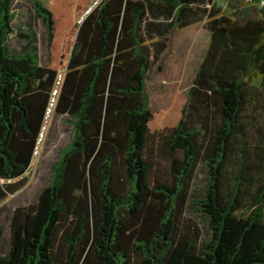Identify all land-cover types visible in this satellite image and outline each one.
Instances as JSON below:
<instances>
[{
	"label": "trees",
	"instance_id": "16d2710c",
	"mask_svg": "<svg viewBox=\"0 0 264 264\" xmlns=\"http://www.w3.org/2000/svg\"><path fill=\"white\" fill-rule=\"evenodd\" d=\"M91 1L33 0L44 66L0 0V180L30 167L60 72L53 116L72 130L35 204L12 212L0 264H264V18L209 12L182 118L152 131L146 80L167 39L147 41L202 21L211 0H103L78 23ZM200 163L204 227L184 224Z\"/></svg>",
	"mask_w": 264,
	"mask_h": 264
},
{
	"label": "rangeland",
	"instance_id": "374dc122",
	"mask_svg": "<svg viewBox=\"0 0 264 264\" xmlns=\"http://www.w3.org/2000/svg\"><path fill=\"white\" fill-rule=\"evenodd\" d=\"M54 0H45L47 8ZM91 1L77 18V21L88 10ZM238 7V11L232 9ZM222 7L231 19L260 18L261 13L255 6L242 5L237 0L223 1ZM247 7V8H245ZM13 10L15 19L13 27L16 32H26L32 27L37 34V47L40 63L48 64L46 44V27L36 16L33 0H14ZM189 32V33H188ZM188 36L197 40L190 53ZM178 39V40H177ZM208 33L203 24H197L185 32H176L169 39V47L158 62L151 68L146 80V91L149 98V108L152 113V131L161 130L175 125L182 118V111L187 103V91L192 84L196 69L197 56L201 55L207 44ZM26 41L17 35L9 40L12 52L23 50ZM256 85L259 81L254 82ZM72 139V130L68 119L54 115L44 133V137L37 146V153L25 174L17 179L0 180V187L7 188V194L0 200V254H5L9 241V221L12 212L17 207H26L35 204L40 191L48 185L52 173V165L60 158V151ZM206 186V168L200 163L196 169L191 187V198L184 215V224L204 227L206 220L198 207L192 204Z\"/></svg>",
	"mask_w": 264,
	"mask_h": 264
},
{
	"label": "built area",
	"instance_id": "2783aa9c",
	"mask_svg": "<svg viewBox=\"0 0 264 264\" xmlns=\"http://www.w3.org/2000/svg\"><path fill=\"white\" fill-rule=\"evenodd\" d=\"M102 1L103 0H93L91 6L78 20V23H81L82 20L84 19V17L87 16L90 13V11H92L94 8H96ZM239 1H241V3H243L244 5L257 7V9L261 13L262 17L264 18V0H239ZM63 80H64V73L60 72L56 78L55 85L52 89L51 98H50L49 103H48L46 115L44 118V122H43V125L41 128L39 138H38L37 146H38L39 142H41V140L43 139L44 133L46 132V130L49 126V123L52 120L54 109H55L56 104H57V98L59 96ZM36 151H37V147H36Z\"/></svg>",
	"mask_w": 264,
	"mask_h": 264
},
{
	"label": "crops",
	"instance_id": "0c3cea01",
	"mask_svg": "<svg viewBox=\"0 0 264 264\" xmlns=\"http://www.w3.org/2000/svg\"><path fill=\"white\" fill-rule=\"evenodd\" d=\"M223 1H232V0H211L210 2H206L204 5H200L199 7L200 8H203V9H207V12L204 14V19L202 20V21H198V22H195V23H192V24H190V25H188V26H186V27H183V28H179V27H176L172 32H171V34H168L167 36H165L164 38H159V36H157V35H155V36H153V38H151V40H148L147 42H154V41H158V40H165V39H167L166 40V43H167V49H168V45H169V39L171 38V36L174 34V33H176V32H185V31H187V30H189V29H191L193 26H195V25H197V24H203L204 25V27H205V30L207 31V33H208V40H207V44H206V46H205V48H204V51L202 52V54L201 55H198L196 58H197V60H196V68H197V66L200 64V62L202 61V59H203V57H204V55H205V52H206V50H207V48H208V45H209V42H210V32L208 31V29H207V27H206V24H207V22L209 21V12L213 9H215V10H218L219 11V15H221V14H225L226 16L228 15V13L226 12V10L222 7V2ZM237 1H239V0H237ZM239 2H241V1H239ZM242 5H244L243 3H242ZM245 6V5H244ZM245 8H247V7H245ZM232 9H234V10H236V11H238L239 9H238V7H236V6H233L232 7ZM227 17H229V16H227ZM230 18V17H229ZM189 33V32H188ZM178 40V39H177ZM196 38L195 37H190V36H188V41L190 42V45H192L191 47H189V49L187 50V53L189 54L190 53V51H191V48H193V44H194V42H196ZM167 49L165 50V52L167 51ZM164 52V53H165ZM163 53V54H164ZM163 54L161 55V56H163ZM160 56V57H161ZM195 71H196V69H195ZM194 75H195V73H194Z\"/></svg>",
	"mask_w": 264,
	"mask_h": 264
}]
</instances>
